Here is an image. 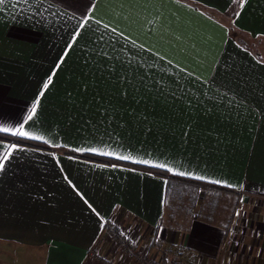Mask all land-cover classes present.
I'll list each match as a JSON object with an SVG mask.
<instances>
[{"label":"crops","instance_id":"1","mask_svg":"<svg viewBox=\"0 0 264 264\" xmlns=\"http://www.w3.org/2000/svg\"><path fill=\"white\" fill-rule=\"evenodd\" d=\"M3 128L0 264H264V0H0Z\"/></svg>","mask_w":264,"mask_h":264},{"label":"built area","instance_id":"2","mask_svg":"<svg viewBox=\"0 0 264 264\" xmlns=\"http://www.w3.org/2000/svg\"><path fill=\"white\" fill-rule=\"evenodd\" d=\"M111 233L112 236L115 237L121 253L137 264H186L183 259L176 256L172 257L168 263H165L161 259H157L142 252L133 240L118 233L117 229L111 228Z\"/></svg>","mask_w":264,"mask_h":264},{"label":"rangeland","instance_id":"3","mask_svg":"<svg viewBox=\"0 0 264 264\" xmlns=\"http://www.w3.org/2000/svg\"><path fill=\"white\" fill-rule=\"evenodd\" d=\"M177 193H181V194H177V196L180 195V197H183L184 194V189L180 188V189H176ZM188 192V190H186ZM185 197V196H184ZM183 199H187L186 197ZM10 252L12 253L11 255V260L9 262H3L1 264H38V256L35 253H29V251H27L26 249H17V248H13V249H9ZM14 253V254H13ZM7 261V260H6ZM12 262V263H11Z\"/></svg>","mask_w":264,"mask_h":264},{"label":"trees","instance_id":"4","mask_svg":"<svg viewBox=\"0 0 264 264\" xmlns=\"http://www.w3.org/2000/svg\"><path fill=\"white\" fill-rule=\"evenodd\" d=\"M242 42L246 43L244 41H242ZM16 140H17V142H21V143L36 144L34 142H31V141L22 140V138H17ZM82 156L85 157V158L91 159V160L99 161V162H105V163H109V164H122V165L132 166V167H135V168H142L144 170H152L150 168L141 167V166H139L137 164H131V163H128V162H125V161H120V160H117V159H111V158H107V157H103V156H99V155H95V154L94 155H82ZM160 174L166 175V173H163V172H160ZM173 178H175V177H170V179H173ZM176 179H177V177H176ZM178 183H182V182H178ZM171 192H172L171 191V185H169L168 194L170 195Z\"/></svg>","mask_w":264,"mask_h":264},{"label":"snow or ice","instance_id":"5","mask_svg":"<svg viewBox=\"0 0 264 264\" xmlns=\"http://www.w3.org/2000/svg\"><path fill=\"white\" fill-rule=\"evenodd\" d=\"M45 11H47V9H45ZM53 15H55L54 13H52ZM79 27V26H78ZM77 35V32L74 30L73 31V37L75 38V36ZM44 87L46 88L47 87V84L44 85ZM33 111H35V109H33ZM31 117H29L30 119ZM0 131H4V132H7L9 131V129L7 128H3V129H0ZM17 134L21 135V136H27L28 133L23 131L22 129H17L16 130ZM35 139H43V137H35ZM3 146L0 145V148H2ZM13 148H15V146H12ZM122 159H129V157H121ZM9 159V154L8 152H4L2 157H0V171H3L6 167V162L8 161ZM144 163H147V161H144ZM161 167H164L163 165H161ZM184 173H181V175H183ZM216 183H219V181H216Z\"/></svg>","mask_w":264,"mask_h":264}]
</instances>
